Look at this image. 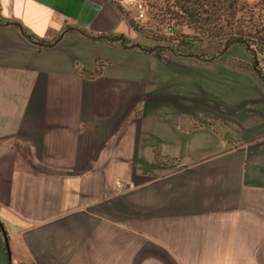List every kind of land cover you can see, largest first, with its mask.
Wrapping results in <instances>:
<instances>
[{
    "label": "crops",
    "instance_id": "obj_1",
    "mask_svg": "<svg viewBox=\"0 0 264 264\" xmlns=\"http://www.w3.org/2000/svg\"><path fill=\"white\" fill-rule=\"evenodd\" d=\"M131 29L109 0H0V264H264L250 53Z\"/></svg>",
    "mask_w": 264,
    "mask_h": 264
},
{
    "label": "trees",
    "instance_id": "obj_2",
    "mask_svg": "<svg viewBox=\"0 0 264 264\" xmlns=\"http://www.w3.org/2000/svg\"><path fill=\"white\" fill-rule=\"evenodd\" d=\"M167 1L165 8L167 14L178 16L186 25L198 30L204 38L223 40L221 50L233 44L242 45L251 55L252 69L264 80V61L262 69L256 64L257 55H264V0H257L253 5L247 0H173V4L169 6ZM169 7H176L177 10ZM100 38L111 43L120 41L125 46L129 45L122 36L119 39H110L106 36ZM169 49L183 53L172 47ZM0 230L4 234L6 247L1 223Z\"/></svg>",
    "mask_w": 264,
    "mask_h": 264
},
{
    "label": "rangeland",
    "instance_id": "obj_3",
    "mask_svg": "<svg viewBox=\"0 0 264 264\" xmlns=\"http://www.w3.org/2000/svg\"><path fill=\"white\" fill-rule=\"evenodd\" d=\"M118 14L128 22L131 32L137 37V40L144 46L166 48L185 53L193 51L196 53L208 54L212 51H220L223 40L216 41L204 38L199 31L186 25L178 16L167 14L166 0H144L146 4L145 15L141 20H135L133 14L126 7L117 3V0H109ZM257 0H247L250 5L256 3ZM173 0L167 1V6ZM176 11V7H169ZM254 8V7H253ZM257 9V8H256ZM255 9V10H256ZM133 35V36H134ZM237 45L232 46L228 51V55L233 53ZM241 49V48H240ZM264 55H257V63L259 68H263Z\"/></svg>",
    "mask_w": 264,
    "mask_h": 264
},
{
    "label": "built area",
    "instance_id": "obj_4",
    "mask_svg": "<svg viewBox=\"0 0 264 264\" xmlns=\"http://www.w3.org/2000/svg\"><path fill=\"white\" fill-rule=\"evenodd\" d=\"M117 3L126 7L133 14L135 20H141L145 15L146 4L144 0H117ZM118 188H123L121 183H117ZM133 184H127V188L132 187Z\"/></svg>",
    "mask_w": 264,
    "mask_h": 264
},
{
    "label": "water",
    "instance_id": "obj_5",
    "mask_svg": "<svg viewBox=\"0 0 264 264\" xmlns=\"http://www.w3.org/2000/svg\"><path fill=\"white\" fill-rule=\"evenodd\" d=\"M55 41V40H54ZM47 45H50V43L49 44H47Z\"/></svg>",
    "mask_w": 264,
    "mask_h": 264
}]
</instances>
